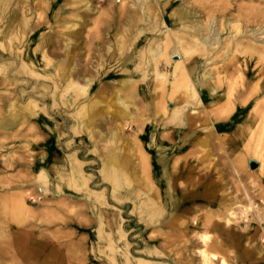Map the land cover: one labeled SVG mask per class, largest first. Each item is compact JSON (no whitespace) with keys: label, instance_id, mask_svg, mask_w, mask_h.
Returning <instances> with one entry per match:
<instances>
[{"label":"rangeland","instance_id":"obj_1","mask_svg":"<svg viewBox=\"0 0 264 264\" xmlns=\"http://www.w3.org/2000/svg\"><path fill=\"white\" fill-rule=\"evenodd\" d=\"M90 5L11 0L0 11V120L14 117L15 103L37 112L14 127L0 122V230L8 240L39 244L37 264H204L203 233L224 236L222 245L207 247L218 253L212 264H264V0H150L145 10L137 0ZM165 23L172 34H164ZM211 23L221 44L205 54L195 40ZM140 28L148 31L137 39ZM161 43L163 57L145 63L148 48ZM176 60L188 73L195 60L200 73L212 74L202 97L207 88L216 92L188 107L191 125L181 130L167 122L189 93L174 84ZM88 77L87 93L72 85ZM118 91L129 109L115 102ZM150 125L167 137L164 154L148 141ZM112 147L130 159L132 196L128 187L114 192L100 173ZM74 156L105 197L70 173ZM42 158L47 163L37 164ZM42 166L48 181L38 179ZM152 183L160 196H151L169 212L148 224L141 205ZM0 264L25 263L9 257Z\"/></svg>","mask_w":264,"mask_h":264},{"label":"bare ground","instance_id":"obj_2","mask_svg":"<svg viewBox=\"0 0 264 264\" xmlns=\"http://www.w3.org/2000/svg\"><path fill=\"white\" fill-rule=\"evenodd\" d=\"M149 1L150 0H137V4L141 7V9L145 10L146 5H147V3ZM10 2H11V0H0V11H4L5 12L7 10L8 5L10 4ZM80 3L82 5L84 4V6L87 7V8H91L90 7L91 6L90 5L91 0H80ZM43 4H44V2H43ZM182 10L184 11L182 13V15H188L189 14L185 7H183ZM39 14L41 15V13H38V15ZM75 15H76L77 18L82 19L81 15L79 13H77ZM22 23L24 25H27L28 21L27 22L23 21ZM77 25H78V23L69 24L68 25V29L73 31V30H75ZM189 27L191 29H193L194 31H197L199 26H197L195 24H192ZM164 28H165L164 31H163L164 34H166V33L172 34L173 33L172 32L173 28H171L170 25H168L167 23H165V27ZM31 30H33V29H31ZM147 31L148 30L145 29V28H140V30L138 31V36L136 38L139 39L140 36L142 34L146 33ZM219 35H220V33L218 32V29L216 27H214V23H211L210 27L207 30V33H205V34H197L196 40H195V48L201 49L202 52H204L205 54H208V52L212 51L214 48L218 47L221 44V41L219 39ZM15 39H16V37H15ZM162 39H164V37ZM180 43H181V40H179V42L175 46H173L172 49L170 50L169 55H170L171 59H172V55H174V56L176 55L177 56L178 52L181 51V49H180L181 47L179 46ZM235 43H236V41H235ZM120 45L122 47H124L125 43L121 42ZM212 47H214V48H212ZM227 48L225 50H228ZM148 51H149V53L151 55L149 56V58L147 56V60H146L145 63L152 62V59H151L152 57H153V59H159V58L163 57V55L165 54V47H163V43H161L158 46V48H154L153 46H150L148 48ZM169 63H170V59H169ZM184 63L185 62H183L182 60H176V65L174 66V70L172 72V74L174 76V84H175V86L178 87V89H179V84H183L184 83L186 86H188V91H189L188 97L186 99V105H181V104L178 103L174 108H172V110H171L172 112H171L170 116L168 117L167 122L170 123V124H175V125H177V127L178 126H183V127L187 126L188 127V125L190 127L191 119L189 120V122H187V123L185 122V118H187V117H185L186 110L188 109V107L191 104H195L196 106L204 104V95L202 97L199 88L206 81V79H208V77L212 76V74L210 72H204L203 74L200 73L199 72V68H198V64H196L195 60H190V63H193L192 64L193 65V71L191 70V73H188L186 71V68H187L186 67V63L185 64ZM64 64H66V61H62L60 63L61 66H63ZM158 74L164 80H166V78L168 76L164 72H158ZM36 78H39V77H36ZM48 79H51V78H48ZM46 80H47V78H46ZM93 82H94V79L91 78V77H88V78L85 79V84H80L79 82H73L74 84H72V85L78 86L81 92L87 93V91H89V89L92 87ZM125 84H126V82H125ZM175 93H176V91H175ZM215 93H216L215 90H213L211 92L212 95H214ZM122 95L123 94L120 91H118L117 95H116V101L115 102H117V104L121 105L124 109H129L130 108V103ZM237 100H238V98L235 101H237ZM31 106H32V103H29L26 106H22V105H20L18 103L17 104L15 103L14 106H13V110L15 112L14 117L12 119L0 120L1 124L3 125V127H5V128L14 127L18 123L17 121H20V123H22L28 118V116H31V117L34 116L35 117L37 112L35 110H33V108ZM121 112L124 115L127 114L125 110H123ZM164 118H165V116H164ZM145 122H146V120H145ZM136 124L138 125V123H136ZM119 136H120V133L118 132V133H113V135L111 137H112V139L113 138L116 139V137H119ZM111 137H109V138H111ZM109 140H111V139H109ZM261 158H262V156H261ZM160 160H161V158H160ZM77 161L78 162H83L79 158H74V160H72L70 162V172L72 174L77 175L78 176V178H77L78 181H83V183L86 184V186L89 187L91 193L92 194L95 193L96 197H98V198L105 197V192H106L105 189L96 190V189H94L93 187H91L89 185V181L91 180L92 176H91V174H88V176L86 174H84L85 172H83L82 167L77 165ZM129 162H130V159L125 153H122L120 150L112 147L110 153L107 155V157L105 158V160L103 162V166L100 169V173L102 174V176L105 179V181L108 180V181H110L113 184L114 192H117L121 188L128 187L129 188L128 193H129V195L132 196L133 195V190H134V187H135L134 185H135V182H136V176H134L132 174V172H130V170H129ZM38 179L41 180V181L46 179L45 181H48L47 174H46V172L44 170L41 171V173L39 174ZM169 180L171 181L170 177H169ZM155 189H157V185L154 184V183L150 184L149 185V194L150 195L148 194L147 197L144 196L145 198H143V199L141 198L142 199V205L141 206H142V209H143L144 218H146L148 224L156 223L160 216H165L164 214H166V212H169L168 208H167V204L159 202V201H157L155 198H153L151 196V192L150 191H152V190L156 191L155 192V196L156 197L160 196L159 195V190H155ZM203 192L205 193L206 191L204 189L200 190L198 196H202ZM138 195L139 196L142 195V192L140 190H138ZM0 202H3L2 199L0 200ZM247 212H248V210L244 211V213H247ZM231 215H234V214L231 213ZM23 221H24L23 219L19 220V222H23ZM196 221L197 220H195L194 222L196 224H198V221L197 222ZM226 221H227V226H229V224L231 223L232 220H231V218H227ZM174 223L178 224L179 221L178 220H174L173 224ZM219 225H220L219 223L218 224L214 223L212 225V227L215 228V229L220 230L221 227ZM123 235L126 237L125 231L123 232ZM202 239H203V241H204V243L206 244L207 247H209V246H211L213 244H215V245L217 244V245L220 246L224 242V236L222 234H218V233H217V236H212L209 233H203L202 234ZM207 247L203 248L201 250L202 259L204 261V264H212L214 259L218 258V253L217 252H213V251H209ZM41 249H42V247L39 244L30 242V241H28V239H24L23 238V239H20L18 242L8 240L7 239V235H5V233H3L0 230V262L1 263H2V261L7 260L9 257H11L13 259L23 261L25 264H37L36 261L38 260L39 252H40ZM221 263L222 264H230V262H228L225 258L221 259Z\"/></svg>","mask_w":264,"mask_h":264},{"label":"crops","instance_id":"obj_3","mask_svg":"<svg viewBox=\"0 0 264 264\" xmlns=\"http://www.w3.org/2000/svg\"><path fill=\"white\" fill-rule=\"evenodd\" d=\"M207 90H208V88H207ZM207 90H205V92H204V97L205 98H207L206 96H208V94H210V96H212L213 97V95L211 94V92L210 91H207ZM204 98V99H205ZM210 98V97H209ZM233 116V115H232ZM152 125H150L149 127H148V130H149V132L146 134L147 135V138H148V141L150 142L151 141V146H153V151L155 152V153H157V154H164L166 151H168L167 150V146H166V144H165V142H166V140H167V137H166V135H160V134H158V133H156V132H154L153 131V129H152V127H151ZM155 128V127H154ZM174 128H175V130H181L182 128H183V126H178L177 127V125H174ZM160 143V144H159ZM162 144V145H161ZM74 158H79V157H76V156H74L71 160H70V162L72 161V160H74ZM79 159H81V158H79ZM70 162H69V164H68V169L70 170ZM45 163H47L46 162V158H42L39 162L37 161V164H41V165H44ZM77 165H78V161H77ZM43 167V166H42ZM42 170H46L47 168H41ZM71 173V172H70Z\"/></svg>","mask_w":264,"mask_h":264},{"label":"water","instance_id":"obj_4","mask_svg":"<svg viewBox=\"0 0 264 264\" xmlns=\"http://www.w3.org/2000/svg\"><path fill=\"white\" fill-rule=\"evenodd\" d=\"M258 165V161H256L255 159H250V166L252 169H255L256 167H258Z\"/></svg>","mask_w":264,"mask_h":264}]
</instances>
